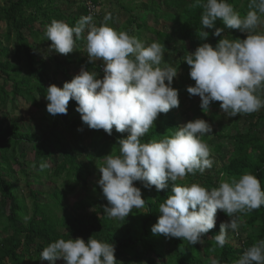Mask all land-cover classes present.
Masks as SVG:
<instances>
[{
  "label": "trees",
  "instance_id": "16d2710c",
  "mask_svg": "<svg viewBox=\"0 0 264 264\" xmlns=\"http://www.w3.org/2000/svg\"><path fill=\"white\" fill-rule=\"evenodd\" d=\"M91 1L96 5V0ZM136 1L116 0V9L107 11L112 16L108 23L115 28L118 14L123 22L115 29L137 38L150 31L153 35L150 44H164L165 62L178 69L172 86L179 90L180 100L178 108L158 116L149 132L141 138L142 142L163 139L188 121L204 119L213 128V139H203L204 142L213 151L223 153L227 163L211 172L205 171L203 175H188L185 181L176 183H199L211 189L218 187L225 178H239L244 173H251L264 187V108L227 118L217 101L210 105L209 112L204 113L200 99L194 100L186 90L195 84L189 75L190 66L184 62L189 53L203 43L215 47L221 38L245 39L246 34L227 29L219 19L215 28L224 29L221 37L212 35L215 29H203L202 4L206 0H201L200 4L196 0ZM228 2L242 17L250 10L249 0ZM145 13L173 23L174 30L148 27L145 19L139 17ZM81 16H86V7L84 1L79 0H0V24H3L0 33V110L6 113L7 102L16 99L44 108L35 126L20 125L17 119L11 118L7 122L0 118V231L8 233L0 238V264H49L40 260L44 247L60 238L77 237L85 241L93 237L113 243L117 264H210L212 258H218L220 264H234L248 247L264 239V207L243 215L240 224L243 231L235 235L240 243L227 242L223 248L217 247L214 239L220 231V224L231 219L223 211L215 227L204 235L202 244L191 246L186 240L153 235L151 228L160 216L159 204L171 194V183L167 189L157 192L154 186L147 189L141 182H134L141 189L146 203L141 209H133L125 220L109 219L105 215L107 200L98 187H95V196L75 203L79 214L74 220L70 221L67 215L59 217L56 213L63 209L62 201L67 194L83 185L92 172L100 173L99 167L105 156L119 154L117 142L128 135L116 132L115 128L111 135L102 129H89L76 111L74 100L69 101L66 115L52 116L46 110L47 88L52 84L62 87L64 82L72 79H69L64 65V61H72V55L58 54L53 50L58 56L50 58L51 41L47 40L46 28L52 20L74 25ZM104 16L97 14L94 21L98 26ZM204 30L209 32L207 39L201 35ZM44 44L47 48L40 56L39 47ZM77 44L76 51L85 55L86 41ZM62 56L64 61L59 58ZM76 62L85 70L97 72L100 77L98 64L101 61L89 62L84 56L78 57ZM59 74L60 79L57 78ZM11 108L13 111V104ZM28 153H32V158H28ZM42 162L49 165L44 170L39 167ZM18 174L32 179L26 181L27 188L37 182L49 183L53 185L52 193H42L39 186L31 189V205L28 207L24 197L15 191ZM41 195L51 202L40 200ZM256 226V232L247 231V228ZM56 264H64V261L57 260Z\"/></svg>",
  "mask_w": 264,
  "mask_h": 264
},
{
  "label": "clouds",
  "instance_id": "9594fccd",
  "mask_svg": "<svg viewBox=\"0 0 264 264\" xmlns=\"http://www.w3.org/2000/svg\"><path fill=\"white\" fill-rule=\"evenodd\" d=\"M202 8L203 29H215L212 35L221 37L224 29L215 28L219 19L227 29L238 30L246 38H221L215 47L203 43L189 53L184 62L190 66L195 84L188 86L187 92L200 97L204 113L217 101L227 118L260 111L264 108V0H249L250 10L243 17L228 0H206ZM111 19V13H106L98 26L89 14L71 26L58 20L47 26L49 51L67 55L76 51L78 41L85 40L88 61L102 62L103 77L82 67L62 87L50 85L46 110L52 116L66 115L69 101L74 100L89 129L111 135L115 128L128 134L117 142L119 154L105 156L99 167L97 183L107 200L104 213L109 219L125 220L133 209L145 206L134 182L147 189L154 186L157 192L171 183V194L159 204L153 235L186 240L191 246L202 244L204 235L215 227L217 211L222 210L231 218L220 224L214 237L217 247L223 248L228 232L239 230L241 217L264 207V187L251 173L224 179L211 189L199 183H176L213 167L211 148L203 140L211 136L212 125L197 118L178 126L170 136L142 142L160 114L180 106L179 90L172 86L178 69L165 62L164 44H146L118 31L109 25ZM201 35L207 39L209 32L204 30ZM48 166L46 162L39 165L41 170ZM114 253L113 243L93 237L87 241L60 238L43 248L40 260L49 264L61 259L64 264H117ZM210 264H220V260L212 258ZM234 264H264V239L248 247Z\"/></svg>",
  "mask_w": 264,
  "mask_h": 264
},
{
  "label": "rangeland",
  "instance_id": "374dc122",
  "mask_svg": "<svg viewBox=\"0 0 264 264\" xmlns=\"http://www.w3.org/2000/svg\"><path fill=\"white\" fill-rule=\"evenodd\" d=\"M79 1H84L85 0H79ZM96 12L99 16H104L107 11L109 10H114L116 9V0H96ZM140 0H137L136 3H138ZM139 17L142 19H145V22L147 24L148 27H152L154 29H168V30H174V24L173 23H169L168 21L164 20V19H157V17H154L152 15H150L149 13H145L143 15H139ZM123 22V19L118 17V14L115 16V28L117 26H119L121 23ZM0 33L2 32V27L3 24H0ZM119 28V27H118ZM118 31H121L120 29ZM153 38V35L150 31H145L144 33H142L139 36V39L144 41L146 44H150L149 39ZM46 44L42 45L39 47L40 50V56H41V52H45L46 51ZM83 51L85 52L84 54H81V52H72L70 53L72 55V61L71 62H65L64 61V56L59 57L61 60L64 61V65L65 67L68 69V76L69 79L73 78L75 75L79 74L82 66L81 64H78L76 62V59L78 57H87V52H86V44L83 47ZM50 58H54L57 57L58 55L52 51H48ZM77 54H79V56L77 57ZM96 62V61H95ZM100 77L102 78L103 75L100 74ZM57 78H62L61 74H59V76ZM200 99L199 96H194V100ZM11 104H13V111L11 108ZM43 110L44 108H36L33 107L31 105H29L28 103L24 102L21 99H16L13 102H7L6 104V113L0 110V118H2L3 120H6L7 122H9V120L12 119H17L19 124L21 125H29V126H35V124L37 123V120L39 117H41L43 115ZM203 139L205 141H211L213 139L212 134L211 136H205L203 137ZM224 147V144H223ZM222 147V149H223ZM228 147V145L225 146ZM19 149H21V146L18 147ZM224 152V151H223ZM32 158V153H28V158ZM211 159L213 160V167L211 169H208L206 171H213L215 169H217V167L222 166L223 164H226V159L223 156V153L221 152H216L213 151L211 149ZM14 168H16V165H13ZM101 176V173L98 172H92L91 175L87 178V180L84 182L83 185L79 186L74 192L69 193L65 196L64 200L62 201L63 204V209H59L57 210V214L59 215V217H63L66 216L68 217V219L70 221L74 220V218L79 214V211L75 210V203H77L80 199H84L86 197L90 198V196H95V192H97L95 187H98L99 189H101L98 185V180ZM227 179V178H225ZM27 180H32L30 177L25 179L23 176H21V174H18L17 177V183H15V191L21 195L22 197H24L25 199V203L28 207H30L31 205V201H30V197H29V192L31 189H35L37 186H39V189L42 193L44 194H50L53 191V185L49 184V183H39L37 182L36 184H32L31 188H27L26 186V181ZM180 182L185 181V178H183L182 180H179ZM59 184V183H58ZM103 197V195H102ZM39 199L42 201H49L45 196L41 195L39 196ZM222 213V210H218L217 214H216V221L219 219L220 215ZM229 222V221H226ZM242 228L240 227L239 230L237 232H233V231H229L228 232V236H227V242H230L232 244H238L240 243V240L235 238L236 234H241V232L243 230H241ZM245 230V229H244ZM258 230V227H253V228H247L248 232H256ZM246 232V230H245ZM8 233H4L2 231H0V238L6 236ZM142 264H145V262H143Z\"/></svg>",
  "mask_w": 264,
  "mask_h": 264
},
{
  "label": "built area",
  "instance_id": "2783aa9c",
  "mask_svg": "<svg viewBox=\"0 0 264 264\" xmlns=\"http://www.w3.org/2000/svg\"><path fill=\"white\" fill-rule=\"evenodd\" d=\"M84 5L86 7V15L92 14L94 17V20L97 16V12H96V5L94 3H92L91 0H85ZM99 70H100V74L103 75V64L102 62L98 64Z\"/></svg>",
  "mask_w": 264,
  "mask_h": 264
}]
</instances>
